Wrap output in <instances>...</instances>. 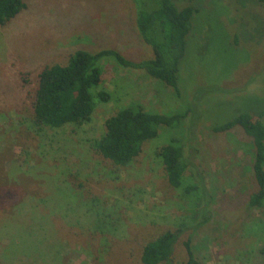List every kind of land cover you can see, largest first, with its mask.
I'll return each instance as SVG.
<instances>
[{
  "label": "rangeland",
  "instance_id": "rangeland-1",
  "mask_svg": "<svg viewBox=\"0 0 264 264\" xmlns=\"http://www.w3.org/2000/svg\"><path fill=\"white\" fill-rule=\"evenodd\" d=\"M25 1L0 26V264H142L145 242L177 228L170 260L160 264H184L187 239L191 264H264V202L248 203L251 140L239 127L212 130L243 109L264 110V4L174 0L198 9L179 68L180 95L104 57L102 80L90 89V119L53 127L31 118L42 67L65 63L77 48L113 47L135 60L152 51L135 28L133 0ZM130 103L157 112L194 108L113 167L92 145L104 119ZM172 138L187 165L177 188L158 154Z\"/></svg>",
  "mask_w": 264,
  "mask_h": 264
},
{
  "label": "trees",
  "instance_id": "trees-1",
  "mask_svg": "<svg viewBox=\"0 0 264 264\" xmlns=\"http://www.w3.org/2000/svg\"><path fill=\"white\" fill-rule=\"evenodd\" d=\"M135 3V28L141 39L150 46L152 56L135 60L126 57L113 47L88 51L73 50L65 63L45 65L37 73V85L30 98L31 118L37 125L59 127L67 123L81 124L88 121L94 107L90 90L102 80L100 60L112 57L119 66L145 71L180 95L179 68L188 47V35L192 17L198 12L188 3L177 6L174 0H133ZM264 4V0H258ZM27 6L25 0H0V26L7 24ZM93 90V89H92ZM107 99V93L99 92ZM193 106L183 110L157 112L146 110L141 104L130 103L118 108L104 119V131L92 145L93 150L108 160L113 167L125 166L134 159L142 145L159 134L162 126L174 128L180 125ZM264 110L255 114L243 109L228 119L216 123L212 130L227 131L239 127L252 144V174L255 189L248 196L251 206L260 207L264 202ZM170 186L182 185L186 163L182 148L175 139L161 145L158 152ZM186 186L185 190H192ZM181 229H167L145 242L140 254L142 264H160L170 260L174 244ZM187 259L191 264L193 252L189 240L184 242ZM264 263V242L258 250Z\"/></svg>",
  "mask_w": 264,
  "mask_h": 264
}]
</instances>
